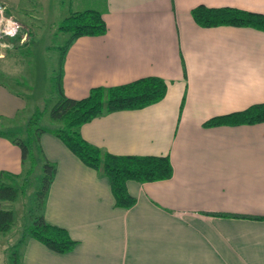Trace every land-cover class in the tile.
Wrapping results in <instances>:
<instances>
[{
  "label": "crops",
  "instance_id": "0c3cea01",
  "mask_svg": "<svg viewBox=\"0 0 264 264\" xmlns=\"http://www.w3.org/2000/svg\"><path fill=\"white\" fill-rule=\"evenodd\" d=\"M0 1L15 14L24 0ZM76 2L72 10H100L107 30L81 35L68 48L67 94L81 97L92 86L144 75L167 83L160 100L102 112L81 124V134L113 153L167 154L173 172L128 179L135 203L119 207L107 176L43 132L40 143L56 163L45 218L77 243L60 253L27 236L18 264H264V121L204 125L264 100V30L201 26L191 15L199 3L264 12V0ZM4 56L0 73L9 67ZM27 104L0 78L1 123L15 120ZM22 169L19 146L0 136V171Z\"/></svg>",
  "mask_w": 264,
  "mask_h": 264
},
{
  "label": "trees",
  "instance_id": "16d2710c",
  "mask_svg": "<svg viewBox=\"0 0 264 264\" xmlns=\"http://www.w3.org/2000/svg\"><path fill=\"white\" fill-rule=\"evenodd\" d=\"M191 15L201 26H252L264 30V12L261 11L199 3L192 7ZM59 28L69 34L59 47L57 68L53 74L56 100L46 108L37 105L23 123L15 121L11 125H3L0 121V136L10 139L19 146L23 165L19 174L7 170L0 171V232L11 229L15 212L9 203L15 201L21 192L26 191L31 183V176L40 163L42 175L35 190L32 220L26 226L21 241L27 236H32L48 248L64 253L72 250L77 240L65 227L50 223L45 218V202L55 176L56 163L46 156L40 143L43 132L48 131L59 137L83 163L107 176L115 204L119 207L128 208L135 203V197L127 190L128 179L137 181L164 179L171 176L173 167L167 154L113 153L90 142L81 134V124L102 112L139 108L160 100L166 93L167 83L160 76L144 75L120 84L92 86L88 93L81 97L70 96L66 93L63 83L64 61L68 48L81 35L105 33L107 23L100 10L89 7L70 10L69 14L60 20ZM46 115L49 122L44 121ZM259 121H264V100L239 110L214 115L208 118L204 125ZM20 175H23V181L20 184L13 182V178ZM12 259L13 264H18V251L13 252Z\"/></svg>",
  "mask_w": 264,
  "mask_h": 264
},
{
  "label": "rangeland",
  "instance_id": "374dc122",
  "mask_svg": "<svg viewBox=\"0 0 264 264\" xmlns=\"http://www.w3.org/2000/svg\"><path fill=\"white\" fill-rule=\"evenodd\" d=\"M76 0H24L15 10V18L21 23L20 36L5 50L4 62L8 68H1L0 78L14 90L24 94L27 108L16 116L14 122L3 121V125L23 123L37 105L49 107L56 100L53 74L57 68L59 47L68 32L59 28L60 20L72 10ZM92 0H85V6ZM20 19V20H19ZM47 112V111H46ZM48 116L44 117L49 122ZM12 119V118H10ZM42 175L41 164H37L26 191L9 205L14 209L15 219L9 231L0 232V264H13L12 254L20 251L21 237L32 220L35 207V190ZM23 175L13 178L20 184Z\"/></svg>",
  "mask_w": 264,
  "mask_h": 264
},
{
  "label": "built area",
  "instance_id": "2783aa9c",
  "mask_svg": "<svg viewBox=\"0 0 264 264\" xmlns=\"http://www.w3.org/2000/svg\"><path fill=\"white\" fill-rule=\"evenodd\" d=\"M21 31V23L13 14L7 11L5 4L0 1V56L11 47Z\"/></svg>",
  "mask_w": 264,
  "mask_h": 264
}]
</instances>
